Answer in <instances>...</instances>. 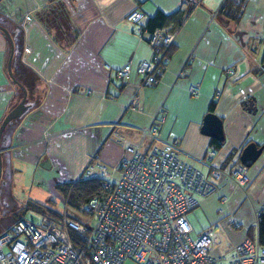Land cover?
<instances>
[{
	"label": "crops",
	"instance_id": "crops-1",
	"mask_svg": "<svg viewBox=\"0 0 264 264\" xmlns=\"http://www.w3.org/2000/svg\"><path fill=\"white\" fill-rule=\"evenodd\" d=\"M49 1L0 0V17L22 30L20 61L29 70L23 79L29 108L0 137L1 200L11 186L30 197L77 181L91 162L117 170L127 142L142 140L145 152L178 138L181 158L207 175L210 150L212 164L230 171L241 164L242 149L254 143L262 151L247 167L245 187L222 175L218 190L190 213L230 235L233 243L222 251L254 242L264 215V0H248L237 21L222 12L224 0H58L67 10L64 24L77 34L67 49L39 22ZM134 9L144 13L145 23L159 11L186 12L178 27L163 29L174 40L161 78L150 87L135 73L150 47L147 31L138 36L125 18ZM8 54L9 42L0 33V123L22 97L7 72ZM125 63L131 65L125 83L104 69ZM191 85L199 89L196 96L188 91ZM133 99L140 109L127 107ZM159 108L165 113L153 125L160 140L142 139L141 130ZM209 112L221 120L222 140L201 132ZM57 146L60 153H48ZM44 159L51 162L49 170L40 166ZM28 204L40 203L26 200L13 222L33 217L37 211L24 210Z\"/></svg>",
	"mask_w": 264,
	"mask_h": 264
},
{
	"label": "built area",
	"instance_id": "built-area-1",
	"mask_svg": "<svg viewBox=\"0 0 264 264\" xmlns=\"http://www.w3.org/2000/svg\"><path fill=\"white\" fill-rule=\"evenodd\" d=\"M243 9L248 0H229ZM126 20L136 25V34L145 32V15L138 9L130 11ZM174 33L155 28L147 33L150 56L141 60L135 73L143 86L155 85L169 61ZM104 69L121 83L127 82L130 63ZM188 91L196 96L195 85ZM128 108L141 105L133 99ZM159 108L151 124L141 130L142 139L160 140L153 125L162 119ZM138 143L125 144L128 154L121 158L117 170L95 161L83 170L82 179H96L103 191L88 199L85 211L91 224L73 218L52 219L33 212L36 221L18 219L0 232V264H264V243L244 240L221 250V236L208 229L192 238L187 215L200 199L218 190L222 175L231 178L237 187L247 183V167L237 164L230 171L212 164L210 150L205 163L209 175L184 161L180 156L178 138L152 145L142 152ZM117 172V173H116ZM116 173V174H115ZM234 226H238L234 222ZM77 233L79 245L74 246L67 233Z\"/></svg>",
	"mask_w": 264,
	"mask_h": 264
},
{
	"label": "trees",
	"instance_id": "trees-1",
	"mask_svg": "<svg viewBox=\"0 0 264 264\" xmlns=\"http://www.w3.org/2000/svg\"><path fill=\"white\" fill-rule=\"evenodd\" d=\"M221 10L222 12L225 11L226 13H228V16L233 17L234 21H237V11L239 10V8L235 6L231 1L224 0ZM185 14L186 12L182 10H178L172 14H165L159 11L153 17L149 18L148 21L145 23V30L147 31V33H150L155 28L165 29V27L169 25H172L171 29L178 27L181 24ZM38 19L39 22L49 33H53V36H55V40L57 39V42L60 43L62 48H69L71 44L75 41L77 34L74 29L69 26L68 22L64 24V20L68 19L67 10L63 4L58 2V0L49 1L48 4L43 8ZM0 25L7 28L14 44V54L12 59L13 77L24 86L23 79L26 78L29 73V70L20 61V52L22 47V30L17 26L9 24L2 17H0ZM0 33H2V31H0ZM2 34L8 40L7 36L4 33ZM170 50L171 48L169 49V53ZM16 89L21 96V90L17 85ZM18 119L19 118H16L15 120ZM56 187L61 188V190L63 191L64 198L67 197V200L72 204H74L75 201L86 203L89 198L99 195L103 191L100 182L96 179L81 178L74 182L61 185L58 184L56 185ZM28 209L36 210L41 214L52 217V219L62 216L61 214L53 210L52 207H49L47 205L28 204L24 210ZM18 219H16V221ZM67 233L74 246H78L79 238L77 236V233L71 228H67ZM258 239L260 243H264V215H260L259 217Z\"/></svg>",
	"mask_w": 264,
	"mask_h": 264
},
{
	"label": "rangeland",
	"instance_id": "rangeland-1",
	"mask_svg": "<svg viewBox=\"0 0 264 264\" xmlns=\"http://www.w3.org/2000/svg\"><path fill=\"white\" fill-rule=\"evenodd\" d=\"M81 176L82 174L80 177ZM4 195L6 196L4 200H1L0 198V232L5 231L10 226L15 216H17L22 207L25 206L26 200L52 207L53 210L62 215L61 217L54 219L72 217L82 224H91L92 222L91 217L85 211V203L80 201H75L74 204L70 203L67 200V197L64 198L63 191L59 187H54L52 191L44 190L30 197H23L14 186H11V188H8L5 191ZM190 213L187 218L193 226V231L190 234L192 238L205 233L208 229H211L214 233L221 236L222 249H225L229 244L233 243L232 238L224 229L219 226L208 227L200 216H197L196 213L190 215ZM24 219L28 221H36V219L31 215H25ZM123 264L133 263L130 261H124Z\"/></svg>",
	"mask_w": 264,
	"mask_h": 264
},
{
	"label": "water",
	"instance_id": "water-1",
	"mask_svg": "<svg viewBox=\"0 0 264 264\" xmlns=\"http://www.w3.org/2000/svg\"><path fill=\"white\" fill-rule=\"evenodd\" d=\"M0 31L4 33L9 42V54L7 58V72L12 81L20 88L22 92V97L20 101L5 115L3 120L0 123V137L2 131L4 130L5 126L13 119L19 118L22 116L26 110L29 108V105L26 103V95L27 91L26 88L18 82L12 74V59L14 54V44L10 37V34L4 26L0 25ZM201 132L205 135L211 136L216 140L223 139V132H222V123L220 118H218L213 113H207L203 117L202 125H201ZM262 151V147H257L254 143H248L241 152L240 155V163L246 167H249L255 159L259 156ZM40 166L43 169L49 170L51 167V162L49 159H44ZM0 178H1V156H0Z\"/></svg>",
	"mask_w": 264,
	"mask_h": 264
},
{
	"label": "bare ground",
	"instance_id": "bare-ground-1",
	"mask_svg": "<svg viewBox=\"0 0 264 264\" xmlns=\"http://www.w3.org/2000/svg\"><path fill=\"white\" fill-rule=\"evenodd\" d=\"M60 149H61V146H57V150L55 148L54 149L53 148H49L48 153H50V154H52V153L55 154L56 152L60 153L61 150H62V149L61 150Z\"/></svg>",
	"mask_w": 264,
	"mask_h": 264
},
{
	"label": "flooded vegetation",
	"instance_id": "flooded-vegetation-1",
	"mask_svg": "<svg viewBox=\"0 0 264 264\" xmlns=\"http://www.w3.org/2000/svg\"><path fill=\"white\" fill-rule=\"evenodd\" d=\"M42 161H43V160H42ZM42 161H41V162H42Z\"/></svg>",
	"mask_w": 264,
	"mask_h": 264
}]
</instances>
